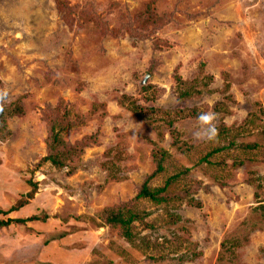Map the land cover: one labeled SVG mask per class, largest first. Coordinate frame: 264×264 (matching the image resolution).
Here are the masks:
<instances>
[{
	"label": "rangeland",
	"instance_id": "rangeland-1",
	"mask_svg": "<svg viewBox=\"0 0 264 264\" xmlns=\"http://www.w3.org/2000/svg\"><path fill=\"white\" fill-rule=\"evenodd\" d=\"M59 1L0 0L4 111L24 110L0 127V210L27 201L0 221L41 220L0 228V264H264V0ZM59 100L83 118L61 137L98 141L68 170L43 161ZM206 111L215 141L193 136ZM153 151L148 187L189 198L136 199ZM118 204L144 216L131 240L99 225Z\"/></svg>",
	"mask_w": 264,
	"mask_h": 264
},
{
	"label": "trees",
	"instance_id": "trees-1",
	"mask_svg": "<svg viewBox=\"0 0 264 264\" xmlns=\"http://www.w3.org/2000/svg\"><path fill=\"white\" fill-rule=\"evenodd\" d=\"M58 9L61 11L63 3L59 0H55ZM146 18L145 24L155 23L156 16L153 13L150 3L145 7ZM65 19V17H64ZM66 20V19H65ZM67 21V20H66ZM71 25V24H70ZM174 80L178 85L182 84V80L178 76H174ZM1 87V84H0ZM187 93L178 94V99L187 98ZM120 103L123 102L120 100ZM135 107V104H133ZM154 110V109H153ZM169 113V112H168ZM44 114V113H43ZM24 115L23 103L22 101H17L11 103V108L9 111L0 113V127L5 130L6 120L13 117H20ZM44 121L47 128V136L45 139L46 156L43 161L48 162L55 169H67L71 167L82 156L84 149L92 144H98L97 139L94 141H89V138L84 139V141H79L76 143H68L61 136L64 133H69L75 131L79 126L83 124V118L79 116H70L67 104L63 100H59L55 107H52L46 115L44 114ZM168 128L170 129V134L175 135L176 130L172 128V122L168 120ZM89 142H87V141ZM152 158L155 162L154 172L147 177L145 182L142 184L136 199H148L155 204H163L170 202L174 199H184L189 198L190 192L185 191L184 194L168 193V188L171 183L177 179V176L168 178L164 185L157 189H150L148 187V182L151 181L158 174L163 172V155L161 151H153ZM73 171V168L70 169ZM34 189L32 188L29 197H32ZM189 206H195L193 200L189 199L186 202ZM27 205V201H23L18 204V206L11 207L7 212L1 211L0 214H10L18 211ZM100 224L102 226L110 227L113 230H117L119 235L127 240H131L133 237V231L135 230V223H144V216L134 212L129 204H118L113 206L105 207L99 214ZM43 220V219H42ZM178 220V219H176ZM33 221H41L37 216H31L26 219H9L6 221H0V228L8 227L11 224H25Z\"/></svg>",
	"mask_w": 264,
	"mask_h": 264
},
{
	"label": "clouds",
	"instance_id": "clouds-1",
	"mask_svg": "<svg viewBox=\"0 0 264 264\" xmlns=\"http://www.w3.org/2000/svg\"><path fill=\"white\" fill-rule=\"evenodd\" d=\"M8 97V89L0 88V113H3ZM196 119L198 128L193 132L194 138L197 140L215 141L219 136V130L214 123L217 119V114L214 111L201 112Z\"/></svg>",
	"mask_w": 264,
	"mask_h": 264
}]
</instances>
